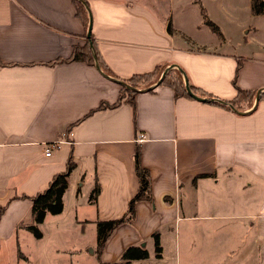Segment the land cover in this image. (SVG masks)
Masks as SVG:
<instances>
[{
	"label": "crops",
	"instance_id": "crops-1",
	"mask_svg": "<svg viewBox=\"0 0 264 264\" xmlns=\"http://www.w3.org/2000/svg\"><path fill=\"white\" fill-rule=\"evenodd\" d=\"M87 2L93 41L110 76L67 61L88 32L73 0H0V242L32 222L27 197L64 171L69 156L76 166L62 212L72 200L83 228L119 219L140 188L138 149L151 199L136 202L134 219L111 231L99 258L86 245L96 263L117 262L143 241L154 245V233L183 221L196 224L213 263L218 244L240 241L241 263L264 264V98L242 110L213 103L233 100L237 88L264 92V13L254 15L248 0L250 22L238 26L232 44L202 0L190 2L203 18L194 25H178L173 10L159 16L153 2ZM202 9L218 27L217 39L207 38ZM248 42L254 46L246 55L240 49ZM227 44L233 53L222 51ZM159 66L181 69L188 86L215 98L192 89L207 101L174 96L158 83L136 92L133 103L118 102L121 80Z\"/></svg>",
	"mask_w": 264,
	"mask_h": 264
},
{
	"label": "rangeland",
	"instance_id": "rangeland-1",
	"mask_svg": "<svg viewBox=\"0 0 264 264\" xmlns=\"http://www.w3.org/2000/svg\"><path fill=\"white\" fill-rule=\"evenodd\" d=\"M148 3H156L153 9L161 17L174 12V19L179 25H194L197 20L202 21L199 13L200 7L197 3H190L191 0H138ZM179 1V0H178ZM202 5L207 7L214 18L222 23L223 32L232 44L237 42L239 36V27L244 23H249L250 8L248 0H202ZM220 3L224 8L221 9ZM224 9V10H223ZM223 10V11H222ZM263 26V22H262ZM207 38L217 39L218 34L210 26L207 30ZM193 32H197L193 30ZM264 30L259 33L262 38ZM200 33V32H197ZM262 34V35H261ZM250 40V37H248ZM254 46L248 42L247 46L240 49L247 55ZM233 47V46H232ZM226 45L222 51L233 53V48ZM65 210L57 216L48 213L44 225L39 226L41 237H37L25 228H19L13 239L2 240L0 242V263L1 264H98L95 258L91 257V251L86 248L89 243L94 248L97 233L96 225L90 224L83 228V219L81 217L80 207L67 201ZM30 224V223H28ZM160 237V246L162 247L161 257H158L152 239L144 243L149 252L146 260L136 261L132 264H245L240 262L239 254L242 247L236 248L240 241H224L219 245L216 262L210 260L212 247L201 243L196 224L191 222V226L180 221L177 225L165 230H158ZM139 244V245H140ZM22 255H19V251ZM239 250V251H238ZM223 255V256H222ZM240 262V263H239Z\"/></svg>",
	"mask_w": 264,
	"mask_h": 264
},
{
	"label": "trees",
	"instance_id": "trees-1",
	"mask_svg": "<svg viewBox=\"0 0 264 264\" xmlns=\"http://www.w3.org/2000/svg\"><path fill=\"white\" fill-rule=\"evenodd\" d=\"M75 6V12L77 17L81 20L83 26H86V29L89 28L90 21V11L88 10L87 0H73ZM251 11L254 15H261L264 13V1L263 0H250ZM203 11L204 21L211 27L214 32H218V27H216L209 19H207L206 14ZM171 26H168L170 29ZM82 61L87 62L91 65L98 67L103 70L106 75L110 76L109 70L105 69L101 56L98 55L95 42L93 41V36L91 34L90 38L86 37L84 45H76L73 47L70 59L67 61ZM164 67H156L155 70L151 72H145L144 74H134L127 80H121V89L119 93V101L125 99L129 103H133V97L141 89L149 88L152 90V86L155 84H165L169 86L173 92L174 96H186L189 97L187 92V82L181 69H168L164 77L160 80L162 74L165 72ZM112 77V76H111ZM114 78V77H113ZM116 78V77H115ZM118 80V79H117ZM160 81V82H159ZM190 89L198 92L203 97L215 98L211 94L202 92L199 88H196L189 84ZM255 97L262 99L264 98V92L258 93L256 91H245L237 88L236 96L233 100L227 102L221 99H217L213 103L218 106L227 107L233 110H242L247 109L253 105ZM116 105V104H115ZM101 107H104V104H101ZM135 158V171L139 178V190L134 195V197L129 201V206L127 212L122 215L119 219H110L105 221L96 222V233L97 240L95 245V253L97 258H99L104 246L106 239L111 234V231L115 229L120 223H131L134 219L135 213V204L139 200L149 201L151 199L150 193V180L149 172L147 169L143 168L140 163L139 150L136 149L134 153ZM66 169L59 174H56L52 180L48 183L45 189L37 194L27 197L31 200V216L32 222L30 224H22V227L32 232L37 237H41V231L39 225L44 222V218L47 213L52 215H58L63 210V194L66 191L68 186L69 174L74 170L76 166L75 160L72 156H69L67 159ZM94 193H98L99 189L96 186ZM93 195H91L92 197ZM4 211V208L0 211ZM154 240L155 251L158 257H161L162 247L160 246L159 233L156 232L152 235ZM19 251V250H18ZM19 255L22 253L19 251ZM148 258V250L145 247L139 245L128 246L121 254L120 260L117 262H101L99 264H129L130 261L136 259H146Z\"/></svg>",
	"mask_w": 264,
	"mask_h": 264
},
{
	"label": "water",
	"instance_id": "water-1",
	"mask_svg": "<svg viewBox=\"0 0 264 264\" xmlns=\"http://www.w3.org/2000/svg\"><path fill=\"white\" fill-rule=\"evenodd\" d=\"M88 26H89V29H88V32H87V37L90 38V36H91V28H92V26H91V17H90V21H89V25ZM165 73H166V71L162 74L160 80L164 77ZM186 86H187V92H188L189 97L192 96L193 98L198 99L199 101H203V102L207 101L206 98L204 99V98H201L199 96H196L192 92V90L190 89V87L188 85H186ZM257 100H258V98H257ZM140 246L144 247V243H142Z\"/></svg>",
	"mask_w": 264,
	"mask_h": 264
},
{
	"label": "built area",
	"instance_id": "built-area-1",
	"mask_svg": "<svg viewBox=\"0 0 264 264\" xmlns=\"http://www.w3.org/2000/svg\"><path fill=\"white\" fill-rule=\"evenodd\" d=\"M145 139V136L144 135H140L139 137H138V141H143ZM56 143H52V144H48L47 146H46V148H45V155L46 156H50L51 155V153H52V147H55L54 145H55Z\"/></svg>",
	"mask_w": 264,
	"mask_h": 264
}]
</instances>
